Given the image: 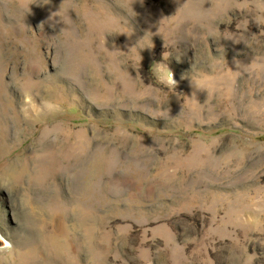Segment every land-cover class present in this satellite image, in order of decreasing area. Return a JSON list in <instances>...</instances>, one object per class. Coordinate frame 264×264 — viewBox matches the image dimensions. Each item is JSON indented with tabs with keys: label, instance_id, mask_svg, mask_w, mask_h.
<instances>
[{
	"label": "rangeland",
	"instance_id": "obj_1",
	"mask_svg": "<svg viewBox=\"0 0 264 264\" xmlns=\"http://www.w3.org/2000/svg\"><path fill=\"white\" fill-rule=\"evenodd\" d=\"M0 234V264H264V0H0Z\"/></svg>",
	"mask_w": 264,
	"mask_h": 264
},
{
	"label": "clouds",
	"instance_id": "obj_2",
	"mask_svg": "<svg viewBox=\"0 0 264 264\" xmlns=\"http://www.w3.org/2000/svg\"><path fill=\"white\" fill-rule=\"evenodd\" d=\"M49 0H47V3ZM156 72L161 79L162 83H165L167 86L176 88L177 82L174 79V75L172 71L169 69L168 65L165 64H158L156 66ZM58 108V106H56ZM7 244V249H3V245ZM12 248L11 241L6 240L3 234H0V251L10 250Z\"/></svg>",
	"mask_w": 264,
	"mask_h": 264
}]
</instances>
